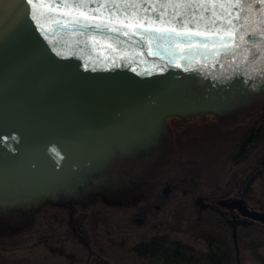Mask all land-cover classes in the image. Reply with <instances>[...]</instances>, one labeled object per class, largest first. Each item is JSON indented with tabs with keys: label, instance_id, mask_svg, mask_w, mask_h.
<instances>
[{
	"label": "water",
	"instance_id": "water-1",
	"mask_svg": "<svg viewBox=\"0 0 264 264\" xmlns=\"http://www.w3.org/2000/svg\"><path fill=\"white\" fill-rule=\"evenodd\" d=\"M244 70L264 73V0H0V176L129 122L182 74Z\"/></svg>",
	"mask_w": 264,
	"mask_h": 264
},
{
	"label": "rangeland",
	"instance_id": "rangeland-1",
	"mask_svg": "<svg viewBox=\"0 0 264 264\" xmlns=\"http://www.w3.org/2000/svg\"><path fill=\"white\" fill-rule=\"evenodd\" d=\"M263 107L264 89L246 88L221 106L215 104L188 116L170 117L153 127L142 125L140 137L122 141L115 136L110 148L99 155H59L50 178L44 176L0 188V247L32 244L46 231L40 213L47 205L65 207L70 212L63 194V183L70 182L76 188L79 211L89 215L76 231L63 222L48 233L54 242L59 237L64 240L67 248L82 259L81 264H107L102 260L92 227L95 204L101 202L107 217L114 215L115 223L111 221L110 225L115 230L139 234L166 220L173 201H177V224L185 220L191 230H210L222 236L230 246L231 264H245L242 248L252 239L264 241V225L245 218L235 220L238 216L218 200L239 195L253 207H264V151L252 161L264 149V136L234 170L245 169L238 194H228V187L219 184L229 147L214 157L213 150L205 148L204 152L200 146L213 139L221 128L234 130V140L239 143ZM215 145L216 142L207 144L208 148ZM192 163L200 165L203 176L215 186L201 203L179 185L178 170Z\"/></svg>",
	"mask_w": 264,
	"mask_h": 264
},
{
	"label": "trees",
	"instance_id": "trees-1",
	"mask_svg": "<svg viewBox=\"0 0 264 264\" xmlns=\"http://www.w3.org/2000/svg\"><path fill=\"white\" fill-rule=\"evenodd\" d=\"M181 123V120H178ZM213 139L206 141L200 149L213 150V155L226 144L234 140V130L222 132L220 129ZM264 134V107L260 117L250 132L243 148L232 157L220 177V186L228 187L227 193H238L244 168L234 174L239 165L238 153L244 152ZM223 141L220 144L218 142ZM216 142L215 147L207 144ZM179 185L184 192H190L198 203L208 198L215 186L203 176L200 165L192 163L178 170ZM181 174V176H180ZM240 175V176H238ZM257 177V176H256ZM260 180L261 177H258ZM171 184V183H170ZM212 195V194H211ZM177 201L170 204L166 220L154 223L147 231L139 234H123L115 230L102 218V211L97 210L93 217L96 243L101 257L110 264H231L230 246L225 238L210 231H194L188 228L185 220L177 224L175 209ZM54 207L47 206L41 216L48 227L57 223ZM245 264H264V241L252 239L242 248ZM82 259L67 248L64 241H51L42 233L29 245L12 248L0 247V264H81ZM97 264V263H93Z\"/></svg>",
	"mask_w": 264,
	"mask_h": 264
},
{
	"label": "bare ground",
	"instance_id": "bare-ground-1",
	"mask_svg": "<svg viewBox=\"0 0 264 264\" xmlns=\"http://www.w3.org/2000/svg\"><path fill=\"white\" fill-rule=\"evenodd\" d=\"M264 89L263 71L244 70L226 77H211L185 73L176 78L163 101L142 104L129 121L80 140L68 146L47 144L27 165L1 177L0 188L25 184L32 179L50 178L58 163L59 155H99L106 152L116 136L122 141L141 136V126H155L174 116H188L195 112L208 110L215 104L221 106L238 96L240 91ZM221 102V103H220Z\"/></svg>",
	"mask_w": 264,
	"mask_h": 264
},
{
	"label": "flooded vegetation",
	"instance_id": "flooded-vegetation-1",
	"mask_svg": "<svg viewBox=\"0 0 264 264\" xmlns=\"http://www.w3.org/2000/svg\"><path fill=\"white\" fill-rule=\"evenodd\" d=\"M259 117H260V113H259ZM259 117L257 118V120L251 125V128L248 130V132L247 133H245L244 135H243V138L241 139V141H239V143L238 142H236V140H233L231 143H228V144H226V146L225 145H223V147L217 152V154L219 153V155L225 150V149H227L228 147V150H230V152H229V155H228V157H227V160H226V165H227V163H228V161L232 158V157H235V156H237L236 155V153H237V151L240 149V148H243V144L246 142V139L248 138V136H249V134H250V132L251 131H253L254 130V127H255V124H256V122L258 121V119H259ZM177 123H178V121H177ZM222 132L224 131V132H226V131H228V130H231V129H220ZM238 130V129H237ZM243 131H244V129H242L241 131H240V133H242L243 134ZM264 136V134L261 136V137H263ZM260 137V138H261ZM259 138V139H260ZM258 139V140H259ZM258 140H255L250 146H249V148H247V150L246 151H244V152H240V153H238V157H239V163L240 162H242L244 159H246L247 157H248V154H249V152H250V150L256 145V143H257V141ZM223 144V143H222ZM264 151V149H262L261 151H260V153L259 154H257L253 159H252V161L253 160H255L257 157H258V155L260 156V154L262 153ZM251 161V162H252ZM225 165V166H226ZM225 166H224V168H225ZM224 168H223V171H224ZM242 170V169H241ZM240 170V171H241ZM223 171L221 172V176H222V174H223ZM239 172V171H238ZM237 172H235L234 171V174H236ZM220 176V177H221ZM205 177V176H204ZM167 185H170V183H168ZM63 186H64V188H63V194H64V197H65V199H66V201H67V205H68V208H69V210H70V212L65 208V207H59V206H55V205H47V206H53L55 209H54V215H56L57 216V223L56 224H54V225H59L60 223H63V222H67V224H68V226L69 227H71V228H73L75 231L77 230V227H80V226H82L84 223H85V218L86 217H88V213H86V214H84V213H82V212H80L79 211V209L81 208V206H79L77 203H75L76 202V197H77V193H76V188H75V186L72 184V183H70V182H65V183H63ZM164 191H165V189H164ZM166 192V191H165ZM167 193V192H166ZM236 194H238V193H236ZM237 198H242V199H244V201L246 202V204L251 208V209H254V210H258V211H262V212H264V207H260V208H256V207H253V206H251L246 200H245V198H243V197H241V196H239V195H233V196H231V197H228V198H222V199H220V200H218V202H219V204H221V206L222 207H225V208H227V209H229L231 212H233L234 213V215H237L238 216V218H235V220H239V219H241L242 220V218H245L244 220L246 221H253V222H256L257 224H261V225H264V223L262 222V221H259V220H254V219H252V218H250V217H247V216H244L239 210H238V208H231V207H227V206H225V205H223L221 202H222V200H225V199H229V200H234V199H237ZM143 200H141L140 202H142ZM100 204H101V202L99 203H97V204H95V206H93L94 207V213L92 214V219H93V217H94V215H95V213L97 212V210L98 209H100L101 211H102V218L104 219V220H106L109 224H111V221L112 222H114L115 223V217H114V215L113 214H109L108 215V217L106 216V214H105V212H103V208L100 206ZM140 203H138V205H139ZM78 205V206H77ZM46 206V207H47ZM46 207H44V209L46 208ZM124 207V206H123ZM79 208V209H78ZM43 209V210H44ZM42 212V211H41ZM40 216H41V213H40ZM41 218L44 220V222H45V224H46V226H45V229H46V231L45 232H43L44 234H46V235H48V237H49V239L52 241V237H51V235H49V231L51 230V229H53L54 228V225H51L50 226V228L48 227V225H47V222H46V220L41 216ZM93 225H94V223H93ZM93 227V226H92ZM55 233V232H54ZM42 234V233H41ZM41 234H39L38 236H37V238L41 235ZM54 236H57V234H55ZM79 236H80V238H83L84 236L83 235H81V234H79ZM37 238H36V240H37ZM35 240V241H36ZM34 241V242H35ZM59 241H64V240H62V239H60V237L59 238H57V241H55V242H59ZM33 242V243H34Z\"/></svg>",
	"mask_w": 264,
	"mask_h": 264
},
{
	"label": "snow or ice",
	"instance_id": "snow-or-ice-1",
	"mask_svg": "<svg viewBox=\"0 0 264 264\" xmlns=\"http://www.w3.org/2000/svg\"><path fill=\"white\" fill-rule=\"evenodd\" d=\"M60 5H57V8H59ZM66 7V6H65ZM86 18H91V19H95V17H86ZM124 26H128V27H131V26H138V23L135 24V25H124Z\"/></svg>",
	"mask_w": 264,
	"mask_h": 264
}]
</instances>
